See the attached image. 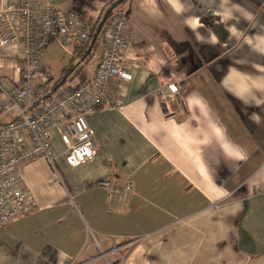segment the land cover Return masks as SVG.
Wrapping results in <instances>:
<instances>
[{
	"label": "crops",
	"instance_id": "0c3cea01",
	"mask_svg": "<svg viewBox=\"0 0 264 264\" xmlns=\"http://www.w3.org/2000/svg\"><path fill=\"white\" fill-rule=\"evenodd\" d=\"M53 3L95 22L127 14L138 67L120 107L87 115L93 161L69 167L59 128L62 182L45 160L23 171L36 208L0 227V264H264V0ZM99 31L90 63L63 86L94 75ZM52 46L69 57L62 71L77 60V47ZM22 59L0 49L1 87L20 81ZM170 83L178 95L164 103ZM100 181L131 188L110 195Z\"/></svg>",
	"mask_w": 264,
	"mask_h": 264
},
{
	"label": "built area",
	"instance_id": "2783aa9c",
	"mask_svg": "<svg viewBox=\"0 0 264 264\" xmlns=\"http://www.w3.org/2000/svg\"><path fill=\"white\" fill-rule=\"evenodd\" d=\"M100 30L103 43L94 75L76 86L58 85L42 63L44 51L57 43L70 54L74 47L93 42L96 22L60 9L53 0H0V49L13 50L23 58L18 68L20 81L9 90L0 86V118L13 114L9 122L0 124V227L36 208L23 178L26 167L45 160L52 166L54 178L62 182L53 148L59 128L64 130L69 167H80L98 156L95 131L87 115L104 107H120L132 69L138 67L128 57L131 44L126 14L115 15ZM177 95V85L170 83L160 99L168 103ZM97 185L110 195L123 197L131 188L128 185L117 191L108 181Z\"/></svg>",
	"mask_w": 264,
	"mask_h": 264
},
{
	"label": "rangeland",
	"instance_id": "374dc122",
	"mask_svg": "<svg viewBox=\"0 0 264 264\" xmlns=\"http://www.w3.org/2000/svg\"><path fill=\"white\" fill-rule=\"evenodd\" d=\"M119 0H110V5L114 6L115 4H117L116 2ZM84 2V1H83ZM126 4H128V2L125 1L124 5L120 8L121 10L126 9ZM112 15L116 12H111ZM84 17V16H83ZM86 18V17H84ZM105 20V16L102 17L100 19V21L96 22V29L98 30L99 26L101 23H103ZM103 41V39H101V42ZM92 42V41H91ZM89 43L85 46H78L76 48V54H77V60L69 67L68 71H71L72 73H80V71L82 69H84V66L82 65L83 63H86L87 61V55L89 53V51L91 50V45H93L94 43ZM103 43V42H102ZM99 45V44H98ZM102 45V44H101ZM102 47V46H101ZM101 52V51H100ZM101 56V53H100ZM100 56L97 58L96 57V62L94 64V66H98L99 64V60H100ZM43 57V62L48 70V72L51 74V76L53 77L54 80L59 81L61 75H62V69L64 68L67 60H68V56L65 54L64 51H62L61 49H59L56 46H52L49 50L45 51L42 55ZM90 62H88L89 64ZM87 64V63H86ZM93 69V67H92ZM77 71V72H76ZM59 79V80H58ZM85 77H82V79H80L81 81L84 80Z\"/></svg>",
	"mask_w": 264,
	"mask_h": 264
},
{
	"label": "trees",
	"instance_id": "16d2710c",
	"mask_svg": "<svg viewBox=\"0 0 264 264\" xmlns=\"http://www.w3.org/2000/svg\"><path fill=\"white\" fill-rule=\"evenodd\" d=\"M126 2H130V0H124V3ZM127 15V14H126ZM128 16V15H127ZM107 20V19H106ZM104 20L103 23L100 24L99 28L102 27L104 24H106L108 22V20L106 21ZM103 30H100L99 32L102 33ZM214 32L216 34H218L220 36V39L221 40H225L228 38V32L226 30H224L223 26L220 24V25H216L214 26ZM223 33V34H221ZM100 35V34H99ZM96 34L94 35V38H95ZM94 42V40H93ZM73 63H71L67 68H65L63 71H62V77L60 78L59 81H57V84L58 85H64L65 81L67 80V78L69 77V75L71 74V71H68L69 67L72 65Z\"/></svg>",
	"mask_w": 264,
	"mask_h": 264
}]
</instances>
